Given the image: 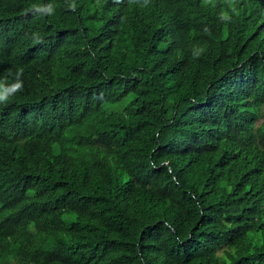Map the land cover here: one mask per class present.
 I'll use <instances>...</instances> for the list:
<instances>
[{
	"label": "trees",
	"instance_id": "1",
	"mask_svg": "<svg viewBox=\"0 0 264 264\" xmlns=\"http://www.w3.org/2000/svg\"><path fill=\"white\" fill-rule=\"evenodd\" d=\"M0 86V264H264V0H0Z\"/></svg>",
	"mask_w": 264,
	"mask_h": 264
},
{
	"label": "clouds",
	"instance_id": "2",
	"mask_svg": "<svg viewBox=\"0 0 264 264\" xmlns=\"http://www.w3.org/2000/svg\"><path fill=\"white\" fill-rule=\"evenodd\" d=\"M6 96H7V90H4L2 87H0V101L5 100Z\"/></svg>",
	"mask_w": 264,
	"mask_h": 264
},
{
	"label": "rangeland",
	"instance_id": "3",
	"mask_svg": "<svg viewBox=\"0 0 264 264\" xmlns=\"http://www.w3.org/2000/svg\"><path fill=\"white\" fill-rule=\"evenodd\" d=\"M0 87H1V86H0ZM125 108H126V103L124 102V103H121V105L119 104V105L115 108V110H116L117 112H122V111L125 110Z\"/></svg>",
	"mask_w": 264,
	"mask_h": 264
}]
</instances>
